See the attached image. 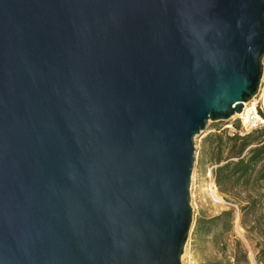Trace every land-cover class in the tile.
<instances>
[{
  "label": "water",
  "instance_id": "water-1",
  "mask_svg": "<svg viewBox=\"0 0 264 264\" xmlns=\"http://www.w3.org/2000/svg\"><path fill=\"white\" fill-rule=\"evenodd\" d=\"M263 61L264 0H0V264H182Z\"/></svg>",
  "mask_w": 264,
  "mask_h": 264
},
{
  "label": "rangeland",
  "instance_id": "rangeland-1",
  "mask_svg": "<svg viewBox=\"0 0 264 264\" xmlns=\"http://www.w3.org/2000/svg\"><path fill=\"white\" fill-rule=\"evenodd\" d=\"M259 100H264V77L262 91L256 98V101ZM237 125L240 126L242 133L239 118H233L229 122H210L206 133L196 138L197 164L191 190L195 225L203 216L214 218L223 212L234 210L232 230L220 241L209 239L198 244L194 236V226L182 256V264H234L238 241L248 253L250 264H257V255L264 245V182L255 190L238 189L235 199L223 195L214 182L209 153L206 154L203 150L207 136L215 133L217 129L228 130L229 134L237 133ZM213 183L217 188L216 194L213 191ZM214 196L218 197L221 204L213 201ZM253 202H257L255 209L250 208Z\"/></svg>",
  "mask_w": 264,
  "mask_h": 264
},
{
  "label": "trees",
  "instance_id": "trees-1",
  "mask_svg": "<svg viewBox=\"0 0 264 264\" xmlns=\"http://www.w3.org/2000/svg\"><path fill=\"white\" fill-rule=\"evenodd\" d=\"M236 129L238 132L234 134L217 129L207 136L203 146L204 152L209 153L217 188L223 195L233 199L236 198L238 189L255 190L264 182V128L244 135L241 134L239 125ZM256 203L253 202L250 208L255 209ZM233 218L234 210L223 212L214 218H199L194 228L197 243L223 239L232 230ZM234 264H250L248 253L240 241L237 242ZM257 264H264V245L257 255Z\"/></svg>",
  "mask_w": 264,
  "mask_h": 264
},
{
  "label": "built area",
  "instance_id": "built-area-1",
  "mask_svg": "<svg viewBox=\"0 0 264 264\" xmlns=\"http://www.w3.org/2000/svg\"><path fill=\"white\" fill-rule=\"evenodd\" d=\"M258 97L259 95L256 98ZM256 98L254 100H256ZM255 102L256 104H252L251 106H249V112L239 118L242 123V135L252 132L256 129L264 128V100ZM213 201L216 204H221V201L216 196L213 197Z\"/></svg>",
  "mask_w": 264,
  "mask_h": 264
},
{
  "label": "bare ground",
  "instance_id": "bare-ground-1",
  "mask_svg": "<svg viewBox=\"0 0 264 264\" xmlns=\"http://www.w3.org/2000/svg\"><path fill=\"white\" fill-rule=\"evenodd\" d=\"M256 100H253L252 102H251V104L250 103H246V105H245V108H244V112H243V115L242 114H239V115H236L234 118H240L241 116H244V114H246L247 112H249V106H251L252 104H256V102H255ZM228 127H231V125H228ZM211 174H209V176H210ZM212 187H213V191H214V193L216 194L217 193V188H216V186H215V184L213 183L212 184Z\"/></svg>",
  "mask_w": 264,
  "mask_h": 264
}]
</instances>
